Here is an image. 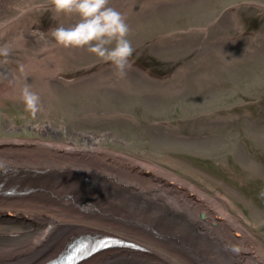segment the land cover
Returning <instances> with one entry per match:
<instances>
[{
	"label": "rangeland",
	"instance_id": "obj_1",
	"mask_svg": "<svg viewBox=\"0 0 264 264\" xmlns=\"http://www.w3.org/2000/svg\"><path fill=\"white\" fill-rule=\"evenodd\" d=\"M10 2L0 21L43 3ZM142 2L125 20L132 58L147 72L130 67L119 75L86 49L70 48L59 67L74 81L26 76L48 97L33 120L21 96L5 93L0 69V139L40 138L44 124L59 130L58 140L75 134L77 144L82 134L100 135L103 146L228 197L264 249V0H166L148 12L138 11ZM33 11L27 21L56 19L43 7ZM15 56L7 58L17 63ZM0 226L14 231L0 236L7 243L30 229L6 219Z\"/></svg>",
	"mask_w": 264,
	"mask_h": 264
},
{
	"label": "bare ground",
	"instance_id": "obj_2",
	"mask_svg": "<svg viewBox=\"0 0 264 264\" xmlns=\"http://www.w3.org/2000/svg\"><path fill=\"white\" fill-rule=\"evenodd\" d=\"M9 5L10 0H0V9ZM115 10L122 14V5ZM24 14L0 23V35L22 39H0V47L8 46L17 61L12 67L0 58V66L9 67L4 89L20 97L27 85L43 101L48 99L45 87L27 82L26 76L41 52L49 55L53 47L50 35L21 36L19 28L27 29ZM42 73L62 76L56 65ZM43 127L40 138L0 139V221L30 226L14 243L0 238V264H44L86 232L118 235L147 251L116 247L80 264H264V249L225 195L149 158L103 146L100 135L82 134L77 144L75 134L58 140L59 130ZM11 186L31 190L30 195H3ZM11 232L0 226V236ZM232 246L239 251H231Z\"/></svg>",
	"mask_w": 264,
	"mask_h": 264
},
{
	"label": "clouds",
	"instance_id": "obj_3",
	"mask_svg": "<svg viewBox=\"0 0 264 264\" xmlns=\"http://www.w3.org/2000/svg\"><path fill=\"white\" fill-rule=\"evenodd\" d=\"M108 5L109 0H51L49 7L56 13L75 15L78 20L69 27L57 26L50 32L57 45L66 49L84 48L123 74L133 66L130 58L134 49L127 39L129 27L125 17ZM10 54L8 46L0 47V57L6 60ZM21 100L25 111L35 120L42 111L39 94L26 85L21 90ZM230 250L238 252L239 248L232 246Z\"/></svg>",
	"mask_w": 264,
	"mask_h": 264
}]
</instances>
